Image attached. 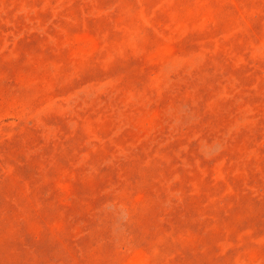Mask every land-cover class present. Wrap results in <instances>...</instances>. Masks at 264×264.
Here are the masks:
<instances>
[{"label":"rangeland","instance_id":"1","mask_svg":"<svg viewBox=\"0 0 264 264\" xmlns=\"http://www.w3.org/2000/svg\"><path fill=\"white\" fill-rule=\"evenodd\" d=\"M0 264H264V0H0Z\"/></svg>","mask_w":264,"mask_h":264}]
</instances>
